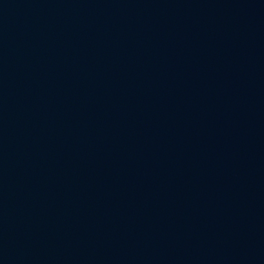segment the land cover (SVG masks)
Wrapping results in <instances>:
<instances>
[{"label":"water","instance_id":"1","mask_svg":"<svg viewBox=\"0 0 264 264\" xmlns=\"http://www.w3.org/2000/svg\"><path fill=\"white\" fill-rule=\"evenodd\" d=\"M0 264H264V0H0Z\"/></svg>","mask_w":264,"mask_h":264}]
</instances>
